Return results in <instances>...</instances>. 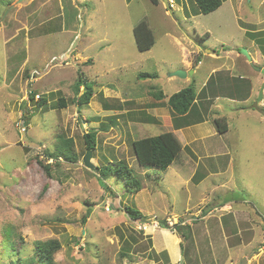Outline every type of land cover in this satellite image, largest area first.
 Listing matches in <instances>:
<instances>
[{
	"label": "rangeland",
	"instance_id": "rangeland-1",
	"mask_svg": "<svg viewBox=\"0 0 264 264\" xmlns=\"http://www.w3.org/2000/svg\"><path fill=\"white\" fill-rule=\"evenodd\" d=\"M223 1L203 15L194 0L168 1L170 9L162 0L157 5L149 0H0V264H28L35 242L53 239L60 243L55 264H149L144 261L149 254L167 264L165 253L158 257L147 251L152 231L138 230L141 222L131 221L125 206L138 210L147 223L173 222L171 229H162L182 241L178 264H240L244 259L264 264V115L257 112L264 111V99L258 101L259 88L252 101L241 103L248 86L235 92V83L227 79L243 75L252 78L251 85L254 77L264 80L237 68L227 71L236 55L238 62L248 61L241 54L248 48L260 55L253 66L264 68V0ZM141 21L154 38L145 52L137 50L132 34ZM210 54L214 59L205 57ZM184 60L195 73L187 80L170 78L176 70L185 71ZM213 69L220 71L207 88L220 78L218 95L241 104L222 99L213 108L211 100L204 101L202 109L191 106L186 117L177 116L176 124L205 116L215 129L213 121L220 117L229 134L193 142L196 134L185 132V142L193 143L167 169L138 166L132 141L170 132L166 124L175 115L167 99L189 86L197 92ZM78 71L93 83L92 98L81 107L72 101ZM143 73L151 77L139 79ZM160 93L163 103L156 102ZM31 94L34 102L38 95L47 105L37 109ZM60 98L65 108L56 106ZM150 106L157 107L158 117H167L163 125L148 124ZM110 122L111 128L102 129ZM21 124L25 133L19 132ZM92 130L91 163L98 170L121 160L140 182L139 192H128L116 176L101 178L83 166V135ZM59 137L72 139L75 163L61 160L55 166L44 158ZM37 160L51 164V176ZM237 199L249 214L239 235L227 220L229 209L220 206H234ZM213 204L220 207L212 210ZM13 231L15 248L5 241ZM248 235L242 249L238 241ZM165 242L174 249L173 237Z\"/></svg>",
	"mask_w": 264,
	"mask_h": 264
},
{
	"label": "trees",
	"instance_id": "trees-1",
	"mask_svg": "<svg viewBox=\"0 0 264 264\" xmlns=\"http://www.w3.org/2000/svg\"><path fill=\"white\" fill-rule=\"evenodd\" d=\"M149 1L153 5L158 4V0ZM194 3L198 9V14L201 13L203 15H207L218 9L222 3V0H194ZM132 34L136 48L139 52L148 51L153 46L154 38L152 32L144 21L139 22L133 28ZM262 42H264V40ZM79 72L80 71L77 72V78L73 84L74 98L72 101H74L77 106L81 107L83 105L89 104L93 95V83L89 82L86 77L84 78L82 74H78ZM150 77L151 76L149 74L145 73L138 75L139 79H147ZM81 88L82 90L80 93ZM34 97L35 94L29 95V100L34 102ZM38 97L39 99L34 102L37 106V109L47 105V100L45 98H40V96ZM155 98H160L158 100H162L163 95L160 93V95ZM195 99L196 92H194V89L189 86L172 94L167 99L166 105L172 114L183 116L189 114V109L191 106L194 107ZM56 106L59 109H62L67 106V103L64 98H60L57 101ZM106 110H109V108L105 109V111ZM78 112H80L79 108ZM145 118L146 121H150L148 124L156 122V120L149 115H147ZM25 120H27V117H25ZM213 122L215 123L216 129L219 133L226 131L225 123H222L219 119H215ZM112 124L113 123L110 122V126H103L102 129L111 128ZM83 139L85 151L90 150L93 152L96 147V131L92 130L91 132H86L83 135ZM131 147L138 166L147 168L152 167L157 170L167 169L176 159L177 155L181 152V144L171 132H164L156 136L144 137L134 140L131 143ZM44 155L46 161H53L55 166H58L61 160L72 163L77 161L74 144L70 138L59 137L57 144L54 146L53 152L46 150ZM37 163L47 176H51V164L44 163L41 160H37ZM109 164L111 166H104L97 170L96 173L99 177L106 178L110 174L120 179L128 192L136 193L141 190L140 182L133 177L132 171L124 162L120 160ZM123 211L131 221L145 222L147 220L146 217L138 210H134L125 206L123 207ZM85 219L86 217L82 220V223H85ZM162 223L164 224V222ZM174 227L178 229L177 232H180L179 230L181 227H179V225H175ZM15 237H17V235L14 231L11 233V235L5 237V241L10 245L11 248H15V243L12 240ZM130 239L132 243L135 242L134 238L131 237ZM127 247L129 249L130 245L128 244ZM59 250L60 243L57 240L53 239L47 241H37L34 244V256L28 264H55L53 257L54 254ZM122 256H126V254H122ZM16 264L20 263L16 262Z\"/></svg>",
	"mask_w": 264,
	"mask_h": 264
},
{
	"label": "crops",
	"instance_id": "crops-1",
	"mask_svg": "<svg viewBox=\"0 0 264 264\" xmlns=\"http://www.w3.org/2000/svg\"><path fill=\"white\" fill-rule=\"evenodd\" d=\"M167 1H172V0H167ZM178 1H180V2H182V3H180L179 2V4L178 5H180V4H183V0H178ZM225 1V0H224ZM223 1V2H224ZM226 2H228V0L226 1ZM264 30V29H263ZM253 40H251L250 41V44L248 45L250 48H252L253 47V45H252V43L254 42H252ZM247 51H248V53H249V55H250V57H251V62H253V63H256V59H257V57L258 56H260V55H258L257 53H254L253 51H250V49L248 48L247 49ZM207 53V52H206ZM205 57H207V58H209V59H214V56L213 55H209V56H205ZM240 56H238V55H236L235 57H234V60H233V63H232V65L230 66V67H228L229 69L227 70V71H232L234 68H237V69H239L241 72H243L244 74H247V75H249L250 77H252V76H255L254 74H257V75H261L260 74V72H258V71H256L255 69L253 70L252 68H251V64H249L250 62L249 61H246V60H242L241 62H238L239 61V58ZM216 58V57H215ZM258 59H260L259 57H258ZM187 61V60H186ZM185 60H184V65H185V67H186V69H185V72L187 73V71H188V73L190 72V71H192V75L195 73V71H194V68L195 67H192V66H189L188 67V62H186ZM200 63V62H199ZM246 65V66H245ZM247 67H249V69L251 70V72L247 69ZM248 71H247V70ZM217 70V71H216ZM216 71V72H215ZM218 71H220L219 69H213L211 72H212V74L208 77V79H206L203 83H202V86H201V89H198V91L196 92V99H195V105H194V107L195 106H197L198 108H201L202 109V106H200L201 104H203V102L204 101H209V100H211V103H212V107L213 108H216V104H218L217 102H219L220 100H227L229 103H233V104H235V103H239V104H241V103H244V102H247V101H249V100H251V96L254 94V93H257V91H259V88H261L262 86H263V82H264V80L260 77L259 79H257L256 77H254L253 78V83H252V85L251 84H249L248 82L250 81V82H252V78H250L249 79V77H244L243 75H240V76H238V77H235V76H231L230 78H227L228 80H232L231 82H234L235 84H233V85H231L232 86V88H231V86H230V88H231V90L233 89V90H235V92L236 91H238V90H240L241 89V87H242V85H244V86H248V91H246L247 89H244V93H245V97L243 98V99H241V103L238 101V99H232L231 97H228V96H223V97H220V95H218V93L219 92H221L222 90H221V85L217 82L216 83V81L217 80H219L220 78H217V79H215L216 81H215V85L212 87V89L210 90V88H207L208 87V81L213 77V75L214 74H216ZM253 72V73H252ZM231 73V72H230ZM191 75V76H192ZM256 75V76H257ZM170 77V76H169ZM187 77H188V75L186 76V78L184 79V80H187ZM170 78H175V77H170ZM258 81H259V87H257V85H258ZM261 81V82H260ZM263 81V82H262ZM230 82V83H231ZM240 88H239V87ZM206 89V90H205ZM81 90H82V88L80 89V93H81ZM205 90V91H204ZM202 95L201 97H199V95ZM105 98V97H104ZM199 98V99H198ZM264 99V88H263V96H262V100ZM163 100V99H162ZM162 100H158V101H156V102H162L163 103V101ZM199 100H202V103H200L199 104ZM252 101V100H251ZM235 102V103H234ZM165 104H166V102H165ZM258 105V104H257ZM242 106H244L243 104H242ZM241 106V107H242ZM152 106H150L149 108H148V115L150 116V117H152V118H154L155 120H157V123H158V125H163V123H164V119L165 118H167V117H161V116H159L158 117V115H157V113L158 112H156V110H157V107H155V106H153L152 108H151ZM166 107H167V105H166ZM248 109L249 110V107H243V108H240V109ZM169 109V108H168ZM193 109V108H192ZM149 110L150 111H152V112H149ZM258 112V114H261L262 113V115H264V111H262V110H259V111H257ZM171 114V113H170ZM172 115V114H171ZM188 114H186V115H183V116H180V117H186ZM178 115H175L174 117H172V119L170 118L169 119V122H167V126H168V130L169 129H171V133H173L174 134V136L177 138V140L179 141V143L181 144V151L182 150H184L188 145H190V144H192L193 142H197V141H205V140H207V139H212V138H214V137H217V136H225V135H228L229 134V127L225 124V126H226V131L225 132H223V133H219L218 131H217V129L215 128H212V125L210 124V123H206V119H205V116L203 117V118H201V119H199V120H197L196 122H191V123H189V124H184V122L183 123H180V122H178V124H176V122H177V119H178V117H177ZM177 118V119H176ZM220 118V117H219ZM219 118H216V119H219ZM166 120V119H165ZM215 120V119H214ZM220 120V119H219ZM264 120V119H263ZM150 124H152L153 125V123H150ZM206 125H208V126H206ZM206 126V127H205ZM196 128H199V130H195L194 131V129H196ZM189 131H192L193 133H195L196 134V136H197V139H193V140H191V141H193L192 143H186L185 142V140H184V138H185V136H186V133L185 132H189ZM203 132V133H202ZM190 133V132H189ZM198 133L199 134H201L202 133V135H198ZM179 136H181V138H183V143L181 142V140L179 139V137H178V135ZM206 142V141H205ZM204 144H206V143H204ZM209 145V144H208ZM205 148H209V146H206ZM92 159V158H91ZM191 180H193V177L191 178ZM200 180V179H199ZM241 203H243V202H241V200L240 199H237V202L235 203V205H237V204H241ZM233 206L232 205V203L231 202H229V203H225V204H222V205H220V206H222V207H227L228 209H229V211H227V212H229V216H228V218H227V220H228V222L230 221V222H232L234 225L233 226H235L236 227V229L238 230L240 227L241 228H243V226L241 225V224H243L244 222H248V215L249 214H247V211L246 210H244L243 208H241L240 207V205H237V206ZM218 204H213V208H212V210H217V207H220ZM211 210V211H212ZM210 211V210H209ZM209 211L207 212V214H209ZM210 211V212H211ZM198 213H200V212H198ZM195 217H193L192 219L193 220H196V218H197V215H194ZM207 215H205V217H206ZM230 217V218H229ZM248 224V223H247ZM150 231H152L151 232V237L149 238V240H150V245H149V247H148V249H147V251H149V252H153V254L154 255H158V257H159V255H161V254H163V253H165V256H166V262H167V264H178L177 263V261H178V259H179V257H180V255H181V249L182 248H180V245H182L181 243H182V241H181V239H180V237L179 236H177L176 235V233H174V234H172V233H170L169 231H167V230H163V229H160V231H157V230H149V232ZM242 232V230H240L239 229V231L237 232V235H239L240 233ZM155 236H157L158 238L157 239H154V237ZM167 236H171V237H173V239H174V241H175V247H174V249L173 250H170L169 248H168V245H167V243L165 242V238L167 237ZM249 236L250 235H248V236H245V237H242L239 241H238V243L239 244H241V247H242V249L245 247V243L248 241V239L247 238H249ZM152 254V255H153ZM144 261H146V262H148L149 264H158V262H156L151 256H150V254L148 255V259L146 260V259H144Z\"/></svg>",
	"mask_w": 264,
	"mask_h": 264
},
{
	"label": "water",
	"instance_id": "water-1",
	"mask_svg": "<svg viewBox=\"0 0 264 264\" xmlns=\"http://www.w3.org/2000/svg\"><path fill=\"white\" fill-rule=\"evenodd\" d=\"M162 1H163L164 5H165L166 9H170V6L168 5V1L167 0H162ZM241 54L246 57V59L250 62V64L253 67V69H255L256 71L260 72V74L264 78V68H255L253 66V64L251 63V57H250L248 51L243 49L241 51ZM187 75L191 76L192 75V71H190L187 74L183 70H176L173 73H171L169 76L170 77H176V78H179V79H185ZM263 88H264V82H263V86L261 87L260 92H259L258 101L262 100ZM252 108L257 110V105H254ZM91 158H92V151H90V150L86 151V153H85V155H84V157L82 159V163H83V166L85 168H87V169L91 170L92 172L96 173L97 172V167L91 163ZM240 264H246V260L245 259L242 260V262Z\"/></svg>",
	"mask_w": 264,
	"mask_h": 264
},
{
	"label": "built area",
	"instance_id": "built-area-1",
	"mask_svg": "<svg viewBox=\"0 0 264 264\" xmlns=\"http://www.w3.org/2000/svg\"><path fill=\"white\" fill-rule=\"evenodd\" d=\"M36 98H38V96H36ZM19 131L21 133H25V127L23 126V124H21V127L19 128ZM107 211H109V208H107ZM165 224H166L167 227L173 226V222L170 219H166L165 220ZM161 226H163V225L162 224H159L158 222H156L154 220V221H151L150 223H139V225H138L137 228L141 232L147 233L149 230L159 229Z\"/></svg>",
	"mask_w": 264,
	"mask_h": 264
},
{
	"label": "clouds",
	"instance_id": "clouds-1",
	"mask_svg": "<svg viewBox=\"0 0 264 264\" xmlns=\"http://www.w3.org/2000/svg\"><path fill=\"white\" fill-rule=\"evenodd\" d=\"M170 2V1H169ZM168 5L170 6V8H171V3H168ZM39 98V97H38ZM37 98V99H38ZM109 211H110V209H109ZM152 221H154V219L152 220ZM136 222H139V221H136ZM141 223H147L146 221L145 222H141ZM150 223V222H149ZM162 223V222H161ZM162 225L163 226H161L159 229H162V228H165L166 227V229H171L173 226H171V227H167L165 224H163L162 223ZM165 225V226H164ZM177 225V224H176ZM175 226V225H174Z\"/></svg>",
	"mask_w": 264,
	"mask_h": 264
}]
</instances>
